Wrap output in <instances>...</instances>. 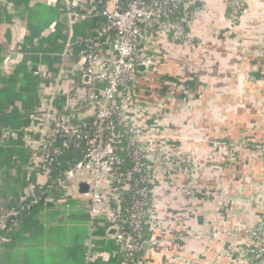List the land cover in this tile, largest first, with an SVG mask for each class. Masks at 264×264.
Returning a JSON list of instances; mask_svg holds the SVG:
<instances>
[{
	"label": "crops",
	"instance_id": "crops-1",
	"mask_svg": "<svg viewBox=\"0 0 264 264\" xmlns=\"http://www.w3.org/2000/svg\"><path fill=\"white\" fill-rule=\"evenodd\" d=\"M245 2L246 11L235 27L229 25L227 0L200 3L193 34L203 48L151 36L154 71L143 74L135 90L121 98L130 105L131 120L156 135L160 151L149 211L156 242L142 252L141 264H248L251 240L243 228L264 222V156L241 143L264 139V0ZM107 3H0V78L13 75L27 57V70L40 79V104L30 124L20 131L0 130V147L35 151L45 136L41 126L91 117L89 108L69 110L89 87L78 58L65 53L75 39L74 26L87 19L95 32L102 22L96 9ZM31 9L34 19L49 18L41 37L57 34V39L39 46L36 37L25 52ZM101 48L105 55L112 52L109 40ZM61 97L66 104L59 110ZM31 159H17L10 180L0 170V181L7 182L0 185V205L20 203L41 191L44 169L33 172L27 185L11 176L27 168ZM43 159L49 168L52 161ZM69 200L55 210L53 204L42 209L36 221L18 229L10 247H4L8 240L0 236V264H118L113 262L116 244L102 221L94 223L89 252L88 196L77 191Z\"/></svg>",
	"mask_w": 264,
	"mask_h": 264
},
{
	"label": "built area",
	"instance_id": "built-area-1",
	"mask_svg": "<svg viewBox=\"0 0 264 264\" xmlns=\"http://www.w3.org/2000/svg\"><path fill=\"white\" fill-rule=\"evenodd\" d=\"M198 1L109 0L104 8H95L101 16V24L94 36L78 40L84 45L77 54L81 77L89 91L69 107L71 112L89 108L92 125L88 127L86 122L78 124L67 120L41 126L39 130L45 136L36 149L41 154L33 156L34 167L44 169L47 176L59 164L61 148L55 145L58 139L63 138L67 143L69 138L86 141L85 147L75 143V161L65 172L59 187L47 192L48 199L63 192L66 185L77 187L79 181H89V252L94 246V223L102 221L108 233L110 229L116 231L110 238L115 242L117 252L124 254L121 264H141L142 252L156 242L150 232L154 219L149 211L160 151L155 144L156 135L131 120L130 105L121 102L120 98L125 92L135 90L143 74L154 71L155 59L149 45L151 36L165 35L175 44L203 48L191 30L200 14ZM227 8L229 17L237 20L246 11L242 0H227ZM106 40L111 42L110 55H105L101 48ZM74 55L69 43L65 56L74 58ZM241 145L264 156V139L253 143L243 141ZM64 146L68 147L66 143ZM43 156L52 161L49 168H45ZM126 164L128 168H125ZM17 207L0 205L1 229L5 228L8 217L18 214ZM243 229L251 240L248 264H264V222Z\"/></svg>",
	"mask_w": 264,
	"mask_h": 264
},
{
	"label": "trees",
	"instance_id": "trees-1",
	"mask_svg": "<svg viewBox=\"0 0 264 264\" xmlns=\"http://www.w3.org/2000/svg\"><path fill=\"white\" fill-rule=\"evenodd\" d=\"M10 1H14V3L19 7L22 6L20 5L21 3H25L26 6L29 4V0ZM227 12H229L228 8ZM30 15V36L26 39L24 45L22 46L23 50L27 52L29 47L34 46L33 42L36 37L40 39L39 46L43 45L44 43L50 45L55 43L57 34H53L54 37L52 39L41 37V34L45 28L49 27V24L46 23L49 18L43 15V17H40L39 20L34 19V9L30 10ZM194 25L192 26L191 30H193ZM74 34L75 39L72 40L71 45L74 50V56L77 59L78 52L84 47L82 43L78 42L79 38L92 37L95 35V32L91 31L90 23L87 19H84L83 21H80L79 24L74 26ZM2 49L3 46L0 45V53L2 52ZM32 59H34L33 56L31 60ZM26 60L27 57H25L21 67H19L17 71L13 73V75L0 78V130L4 129L7 131H20L24 129L30 124V116L40 104V100L38 99V85L40 79L39 76L34 74V72L27 70L25 65ZM32 61L34 62V60ZM65 104V99L61 97L57 107L59 110H61ZM72 121L78 124L86 122L88 127H91L93 118L73 119ZM64 143H66L68 147L64 146ZM68 143L67 140H64L63 138L58 139L55 145L61 148V153L58 155L59 164L54 167L50 176L46 175V178L43 180L44 183L42 184L43 187L41 191H39L35 197L29 196L20 202V205L16 208L19 211L18 214L16 216L8 217L5 220V228H0V236H4L8 240L3 243L4 247H10L9 241H11L12 237L14 238V234L20 227H23L24 229V227L30 222L36 221L39 218L38 215L40 211L53 204L52 202L48 201L47 192L53 188L59 187L60 181H62L65 177V172L75 161V156L77 153L76 148L74 147L75 143H79L82 147H85L86 141L78 142V140L75 141L73 138H69ZM34 154H41V152H39V150L28 151L27 149H17L14 147L10 148L6 147L5 145L0 147V170H3L4 168L2 174L9 173L12 167L16 165V162H18L17 159L21 158V162H24L30 158H33ZM128 167L129 165L126 164L125 168ZM26 170L27 169H21L19 171V173L23 174V182L25 185H27L32 180V178L31 180L26 179ZM1 215L2 214L0 212V216ZM146 230L148 231L147 228ZM124 258V254L117 252L116 256L113 258V262H118V264H121V261Z\"/></svg>",
	"mask_w": 264,
	"mask_h": 264
},
{
	"label": "rangeland",
	"instance_id": "rangeland-1",
	"mask_svg": "<svg viewBox=\"0 0 264 264\" xmlns=\"http://www.w3.org/2000/svg\"><path fill=\"white\" fill-rule=\"evenodd\" d=\"M203 1L204 0H199L198 1V3H197V6H199L200 5V3H203ZM244 3H245V5H246V2H245V0H242ZM200 7V6H199ZM246 9V8H245ZM244 13L245 12H243V14L238 18V20L237 19H234V18H231V17H229V15H227V18H228V21H229V25L230 26H232V25H234L233 23L234 22H237L235 25H238L239 24V22H240V20H241V18H242V16L244 15ZM227 14H229V12H227ZM233 27V26H232ZM121 99V98H120ZM40 130H41V128H40ZM19 162H20V160H18ZM37 161L38 160H36V163H37ZM31 164V165H30ZM30 164H28L27 165V168H25V169H27L26 171H27V178L26 179H31L32 177H34L35 175H33V172H36V174H37V171H39V170H37V168H35L34 167V161H33V158L31 159V161H30ZM24 169V170H25ZM34 169H36V170H34ZM21 174L22 173H19L18 175H16V174H14V175H11V176H13V179L14 178H19L20 180L21 179H23L24 177H21L20 178V176H21ZM5 176V178L6 179H8V180H10V173H7V175H4ZM22 176H23V174H22ZM13 179H11V183L13 182ZM2 183H6L7 184V182H5V181H0V185H2ZM3 186V185H2ZM77 187L76 186H70V185H66V187H65V190L63 191V192H61L59 195H57V196H55L53 199H48V201L49 202H52L53 203V208H52V210H55V208H56V206L57 205H61V204H67L68 203V201H70L69 199H71V197H72V195H75L76 193H77ZM81 203H84V202H81ZM15 206H19L20 205V203H15L14 204ZM4 241V240H3Z\"/></svg>",
	"mask_w": 264,
	"mask_h": 264
},
{
	"label": "water",
	"instance_id": "water-1",
	"mask_svg": "<svg viewBox=\"0 0 264 264\" xmlns=\"http://www.w3.org/2000/svg\"><path fill=\"white\" fill-rule=\"evenodd\" d=\"M86 81H88V77L85 78ZM90 182L89 181H85V180H81L79 181L78 185H77V190L78 193L81 195H89L90 194ZM115 229H110L109 230V236L113 237L115 235Z\"/></svg>",
	"mask_w": 264,
	"mask_h": 264
}]
</instances>
